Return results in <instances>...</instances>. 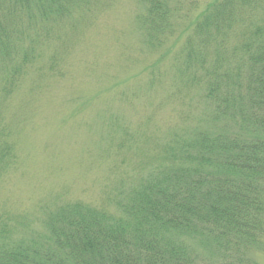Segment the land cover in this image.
Listing matches in <instances>:
<instances>
[{
    "label": "trees",
    "instance_id": "1",
    "mask_svg": "<svg viewBox=\"0 0 264 264\" xmlns=\"http://www.w3.org/2000/svg\"><path fill=\"white\" fill-rule=\"evenodd\" d=\"M107 1L0 0V92L43 44ZM144 1L146 44L166 46L188 17L178 0ZM202 10L172 60L178 95L197 93L203 120L119 194L116 214L76 202L48 211L42 231L0 226V264L251 263L264 244V0ZM10 149L0 143V183Z\"/></svg>",
    "mask_w": 264,
    "mask_h": 264
},
{
    "label": "rangeland",
    "instance_id": "2",
    "mask_svg": "<svg viewBox=\"0 0 264 264\" xmlns=\"http://www.w3.org/2000/svg\"><path fill=\"white\" fill-rule=\"evenodd\" d=\"M211 1L178 0L188 20L157 49L146 44L144 0L104 2L43 44L39 59L0 92V143L11 148L1 227L42 231L48 211L76 202L116 214L119 194L165 163L173 137L203 120L198 94L177 93L172 57L184 24ZM249 259L264 264V244Z\"/></svg>",
    "mask_w": 264,
    "mask_h": 264
}]
</instances>
